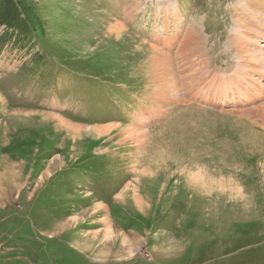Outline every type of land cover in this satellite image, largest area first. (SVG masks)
I'll return each mask as SVG.
<instances>
[{
	"label": "rangeland",
	"instance_id": "374dc122",
	"mask_svg": "<svg viewBox=\"0 0 264 264\" xmlns=\"http://www.w3.org/2000/svg\"><path fill=\"white\" fill-rule=\"evenodd\" d=\"M17 4L19 23L0 19V264H264V72L231 43L241 30L264 53V1L25 0L35 27ZM111 21L129 31L113 46ZM142 42L165 52L163 97ZM148 166L152 182L137 177ZM200 171L225 188L197 195L182 172ZM91 202L132 246L86 247L104 227Z\"/></svg>",
	"mask_w": 264,
	"mask_h": 264
},
{
	"label": "bare ground",
	"instance_id": "6f19581e",
	"mask_svg": "<svg viewBox=\"0 0 264 264\" xmlns=\"http://www.w3.org/2000/svg\"><path fill=\"white\" fill-rule=\"evenodd\" d=\"M264 1V0H263ZM177 8V7H176ZM242 9H243V6H242ZM243 11V10H242ZM244 11L245 13L247 14L248 13V9H245L244 8ZM263 13V12H262ZM260 13V17L257 18L254 22L255 23H261L264 21V16L263 14ZM114 21H111L110 22V25H107V33H106V39H108L109 41V45L110 46H113V43L114 42H119L121 43L122 40H123V37L126 36L125 34H128V30L123 26L121 25L120 23H117V22H114ZM245 25V22L244 21H241L239 22V26L240 27H243ZM191 28V27H190ZM260 28L261 29H264V24L260 25ZM193 29V28H191ZM191 29H189L190 31V34L189 36H191L193 39H194V32L193 30L191 31ZM252 30V29H251ZM250 30V31H251ZM264 31V30H263ZM238 33L236 34H233V39H232V42L233 43V46H242V50L240 51V56L239 57H242L245 61V64H249V65H253L255 66V70L256 71H260L261 72H264V53L261 52V51H253L252 49L248 48L247 46V41L250 40V37L246 36L243 34V31L241 30H238L237 31ZM130 36V35H128ZM132 36V35H131ZM264 35L263 34H259V38L263 37ZM264 38V37H263ZM137 39V38H136ZM199 39V38H198ZM143 43V44H142ZM141 44L143 45V47H150V51L151 53L153 52L152 55L149 54V56L151 57L152 59V62H153V65L151 66L152 68L149 69V74H150V77H151V84L152 85H149V88L151 91H154L156 93H158L159 91H161V94H160V97H163L164 94L166 93V86L168 84L167 81H164L165 79H163L164 77L161 76V74L157 71V68L161 69V67L163 65H167V59H166V56H165V52L162 51L161 49L155 47V46H151L150 44H147L145 42H142ZM241 43H244V44H241ZM257 44H259L260 47H263V43L262 41H258ZM141 45V47H142ZM110 48V47H108ZM147 49V48H146ZM149 49V48H148ZM198 50L199 51H202L201 48L198 47ZM136 51V50H135ZM141 51V50H140ZM147 60V59H146ZM148 61V60H147ZM146 62V61H145ZM252 62V63H251ZM143 63V62H142ZM149 64V63H148ZM152 63H150L151 65ZM263 68H261V67ZM253 67V66H251ZM249 69V68H248ZM248 69H245V71H243L242 74H238V79H246V75L247 73H249L250 70ZM259 75H262V74H259ZM236 77V76H235ZM248 78H251L250 75L247 76ZM237 80V77L235 78ZM238 81V80H237ZM171 82H173V80H171ZM234 82V81H233ZM157 86V88H156ZM233 89H238L240 90V88H237V87H233ZM259 91V90H258ZM155 94V93H153ZM5 103V102H4ZM3 103V104H4ZM2 105V104H1ZM0 105V106H1ZM264 106V105H263ZM262 106V107H263ZM261 107V108H262ZM260 107H258L259 109ZM4 110V109H3ZM259 112H262V116H264V107L260 110H258ZM257 111V113H258ZM45 116L44 114L41 115V113H33V112H29V111H22V110H19L17 112H15L14 114V118L16 119H19V118H32L34 119L35 116ZM48 115V118L47 120H51L52 122H48L46 121L45 122V126H51V128L54 130V132L56 131L57 133H65L67 134L68 136L67 137H70V138H74L77 136L78 138H83L84 137H81L80 135L83 134V128L84 127H81L80 125H76V124H73V123H70L68 121H66L65 119L57 116V115H53V114H46ZM263 118V117H262ZM53 125H52V124ZM111 127H115V126H110ZM109 128V127H108ZM108 128H105V129H108ZM97 130V129H96ZM88 133H91V131L89 130ZM93 133V132H92ZM91 133V134H92ZM96 133V132H95ZM86 135H89L90 134H86ZM83 136V135H82ZM92 137V136H91ZM90 138V137H88ZM76 140V139H75ZM80 140V139H79ZM264 143V142H263ZM261 143V144H255L256 146H260V147H264V144ZM153 158V156H152ZM58 160V159H57ZM62 161V160H61ZM60 161V162H61ZM148 162V161H147ZM62 163V162H61ZM153 163V161H152ZM151 164V163H150ZM138 167V166H137ZM151 166H148L146 168H144L140 173L138 172V175L137 177H140L139 179L143 180V181H150L151 179L153 180L154 179V175H153V166L150 168ZM135 168V167H134ZM155 170V169H154ZM14 171V170H12ZM136 172V171H135ZM183 174V178L182 180L184 179V183L185 185H187L188 188H191L195 193H197V195H206L208 194L211 195L213 194L214 192H220L222 191V189L225 188V182H216L215 179H213V177L211 175H207V174H203L202 171L198 172L197 175L191 177L189 175H187L186 173L182 172ZM134 174V173H133ZM156 175V174H155ZM151 180V182H152ZM220 181V179H218ZM181 181V180H180ZM155 182V181H153ZM230 182V181H229ZM233 183V182H232ZM232 183L231 185H228L230 186L231 188V191L233 193H235V188L231 187L232 186ZM182 184V183H181ZM227 186V187H228ZM148 187V185H147ZM187 188V189H188ZM132 196H131V199L133 204H134V207H136L140 212H143L146 207H148V204L144 201V199L142 200V198L140 197L139 194H137L136 190L134 189L133 192H132ZM228 195V194H226ZM230 196H233V194L229 193ZM228 195V196H229ZM89 196V195H88ZM124 194L123 196L121 197V201L124 202ZM127 197V196H126ZM123 204V203H122ZM89 211L92 212V215L94 216H99V218H101V220L99 221L100 225L102 224L104 227L102 228V230L98 231L97 234H96V238L94 240L92 239H88L85 243L86 247L89 248V249H97V250H100L102 248V245L101 243H106L105 241H114L113 243L114 244H117V242H122L123 244L125 245H128V246H132V242L126 240L124 237H123V233L120 232L118 238L116 239H113L114 238V235L116 234V231L114 229V225H112L109 221V218H108V213H107V209L106 207H104L103 205H101L100 203L98 202H91L90 203V207H89ZM75 218L72 220L74 221ZM100 236H103L104 239L98 244V247L95 246V244L97 243L98 239ZM102 238V237H101ZM101 240V239H100ZM174 241V240H173ZM134 245V244H133ZM169 248V247H168ZM129 255V254H128ZM133 255V254H132Z\"/></svg>",
	"mask_w": 264,
	"mask_h": 264
},
{
	"label": "trees",
	"instance_id": "16d2710c",
	"mask_svg": "<svg viewBox=\"0 0 264 264\" xmlns=\"http://www.w3.org/2000/svg\"><path fill=\"white\" fill-rule=\"evenodd\" d=\"M16 3H18V7L20 8L23 15H25V21L32 24L34 27L37 26V20L35 19V17H32V13L30 10L31 8H29L25 4V0H16V2L15 0H3V3L0 8V19H4V21H6L8 24H12L14 22L19 23L20 14H17V9L15 6Z\"/></svg>",
	"mask_w": 264,
	"mask_h": 264
},
{
	"label": "crops",
	"instance_id": "0c3cea01",
	"mask_svg": "<svg viewBox=\"0 0 264 264\" xmlns=\"http://www.w3.org/2000/svg\"><path fill=\"white\" fill-rule=\"evenodd\" d=\"M102 205L104 206L103 202H102ZM106 208H107V205H106ZM107 213H108V218H109V216H110L109 211H107Z\"/></svg>",
	"mask_w": 264,
	"mask_h": 264
},
{
	"label": "flooded vegetation",
	"instance_id": "af4514ba",
	"mask_svg": "<svg viewBox=\"0 0 264 264\" xmlns=\"http://www.w3.org/2000/svg\"><path fill=\"white\" fill-rule=\"evenodd\" d=\"M103 190V189H102ZM104 191V190H103Z\"/></svg>",
	"mask_w": 264,
	"mask_h": 264
}]
</instances>
